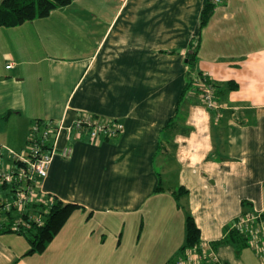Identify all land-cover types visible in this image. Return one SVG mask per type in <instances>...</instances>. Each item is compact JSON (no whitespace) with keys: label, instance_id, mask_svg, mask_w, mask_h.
Returning <instances> with one entry per match:
<instances>
[{"label":"crops","instance_id":"obj_1","mask_svg":"<svg viewBox=\"0 0 264 264\" xmlns=\"http://www.w3.org/2000/svg\"><path fill=\"white\" fill-rule=\"evenodd\" d=\"M207 2L76 0L0 28V170L14 166L10 151L25 149L36 122L66 128L41 189L78 206L55 237L83 225L69 233L73 262L169 264L184 255L192 217L224 264H264V252L224 242L246 213L264 220V0H224L201 25ZM202 76L218 110L201 99ZM82 114L124 130L70 141ZM90 223L98 236L83 232ZM106 231L119 240L107 246ZM30 245L0 233V264H22L37 253Z\"/></svg>","mask_w":264,"mask_h":264},{"label":"built area","instance_id":"obj_2","mask_svg":"<svg viewBox=\"0 0 264 264\" xmlns=\"http://www.w3.org/2000/svg\"><path fill=\"white\" fill-rule=\"evenodd\" d=\"M224 0H212L215 6ZM11 69L12 65H8ZM199 94L209 110H218L215 88L202 78L198 81ZM66 128L52 122H36L30 132L25 149L20 152L10 151L14 159V166L0 170V186L10 188L7 197H0L3 211H15L23 214L33 204L44 202L46 195L41 186L47 178L58 142ZM124 126L111 120H100L90 114H82L74 124L67 129V139L71 141L73 135L78 139L87 136L89 142L99 143L105 139H114L122 134ZM71 147L64 148L63 155L68 157ZM40 221V220H38ZM22 222L13 225L19 231ZM233 229L249 238V246L260 255L264 252V220L260 214L249 213L240 218ZM263 257V256H262ZM264 258V257H263ZM170 264H224L215 249L210 244L200 243L187 248L183 257Z\"/></svg>","mask_w":264,"mask_h":264},{"label":"trees","instance_id":"obj_3","mask_svg":"<svg viewBox=\"0 0 264 264\" xmlns=\"http://www.w3.org/2000/svg\"><path fill=\"white\" fill-rule=\"evenodd\" d=\"M74 1L76 0H3L0 6V28H14L26 22L44 18L54 10L66 7ZM214 8L215 5L212 0H208L202 14L201 25H204L208 21ZM198 47L199 38L191 44L190 52L188 53L190 75L197 71L196 58ZM201 75L202 74L199 76ZM202 80L213 85L215 88L214 83L207 78L202 76ZM195 82L196 81L193 79L191 85ZM7 189L10 190L7 186H0V190L2 191ZM77 208V205H65L57 197L50 194L46 195L44 202L29 206L27 211L23 214L15 211H3L0 205V233H15L25 236L31 244V250L28 254L43 252L48 244L53 241L56 235L62 230L69 217ZM19 221L22 222L20 230L15 231L12 229L13 225ZM224 242L233 244L237 249L249 246V238L235 229L230 230ZM200 243V230L193 218L188 217L186 222V245L183 250L194 247Z\"/></svg>","mask_w":264,"mask_h":264},{"label":"rangeland","instance_id":"obj_4","mask_svg":"<svg viewBox=\"0 0 264 264\" xmlns=\"http://www.w3.org/2000/svg\"><path fill=\"white\" fill-rule=\"evenodd\" d=\"M9 193H10L9 189L5 191L0 190V197H7ZM81 226L83 225L81 224L78 226L75 222H72V224H70L67 228L65 237L60 236V238H58L57 240L55 238L52 241V243L43 252H38L34 256L24 258L22 264H79L78 262H73L72 259L70 258L71 256L70 257L68 256L72 252V249L74 247V246L72 247L71 244L73 242H76V241H71L72 236L69 233L74 232L73 234H76V232L81 230ZM88 228L96 229L97 226H95L94 223H90L89 226H87V228L85 227V229H83V232L87 230ZM96 231H97L96 236H98L100 234V230L96 229ZM112 232L113 231L111 232L106 231L108 235V240H109L106 242L107 246L110 245V243L117 242V241H112V239L117 238V240H119V237H115L114 233ZM185 233H186V229H185ZM137 236L138 235H137V229H136L133 231V235H131V238L133 237L134 240H136ZM21 237L25 238V236H22V235ZM124 242H125V246H132L135 243V241H124ZM186 250L187 249L184 250V254ZM181 258H177L174 261H171L170 263H173ZM126 264H141V263L128 261L126 262Z\"/></svg>","mask_w":264,"mask_h":264}]
</instances>
